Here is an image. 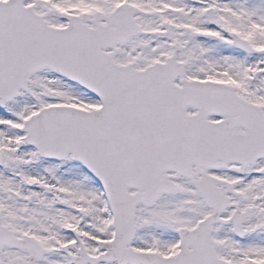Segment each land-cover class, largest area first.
I'll use <instances>...</instances> for the list:
<instances>
[{
    "label": "snow or ice",
    "instance_id": "snow-or-ice-1",
    "mask_svg": "<svg viewBox=\"0 0 264 264\" xmlns=\"http://www.w3.org/2000/svg\"><path fill=\"white\" fill-rule=\"evenodd\" d=\"M0 264H264V0H0Z\"/></svg>",
    "mask_w": 264,
    "mask_h": 264
}]
</instances>
